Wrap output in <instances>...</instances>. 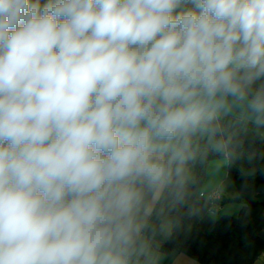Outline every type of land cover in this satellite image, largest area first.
<instances>
[{
  "label": "clouds",
  "instance_id": "9594fccd",
  "mask_svg": "<svg viewBox=\"0 0 264 264\" xmlns=\"http://www.w3.org/2000/svg\"><path fill=\"white\" fill-rule=\"evenodd\" d=\"M229 98L264 124V0H0V264H134Z\"/></svg>",
  "mask_w": 264,
  "mask_h": 264
},
{
  "label": "trees",
  "instance_id": "16d2710c",
  "mask_svg": "<svg viewBox=\"0 0 264 264\" xmlns=\"http://www.w3.org/2000/svg\"><path fill=\"white\" fill-rule=\"evenodd\" d=\"M192 152L179 184L200 187L207 163L226 157L227 175L239 195L212 202L219 206L236 201L240 208L235 216L221 215L202 232L189 217L193 203L187 204L179 211L177 221L159 249L166 254H183L199 264L251 263L264 249V241L258 235L264 229V202L260 200L264 195V124L218 115L209 131L193 138ZM247 191L255 192L257 199L243 200ZM177 209L178 205L172 207V211ZM153 218L154 213L143 226V236L155 233L151 228Z\"/></svg>",
  "mask_w": 264,
  "mask_h": 264
},
{
  "label": "crops",
  "instance_id": "0c3cea01",
  "mask_svg": "<svg viewBox=\"0 0 264 264\" xmlns=\"http://www.w3.org/2000/svg\"><path fill=\"white\" fill-rule=\"evenodd\" d=\"M259 84L260 82H257L256 86H259ZM219 115L253 122L246 105L233 102L231 98H229L228 105L221 110ZM191 173L189 171V174ZM212 192L217 193L218 198L216 201L231 200L239 195L235 184L227 175L226 157L214 159L207 163L204 180L198 188L188 185L182 186L174 181L173 184L159 191L148 192L141 211V219L144 226L149 216L154 213L151 228L155 233L150 236H143L141 232L139 243L144 246L145 254L134 258V260L142 261L144 264H179L178 260L180 258L178 257L183 254L177 252L166 254L159 248L177 221L179 211L189 203H193V208L189 214L190 220L202 232H206L221 215L235 216L237 214L240 208L238 202L227 201L219 206L214 205L208 199V195ZM254 199H257V196L253 191H247L243 195V200ZM260 200L264 202V195L260 197ZM174 205H178L177 211H172ZM258 235L264 241V229ZM249 264H264V249Z\"/></svg>",
  "mask_w": 264,
  "mask_h": 264
},
{
  "label": "rangeland",
  "instance_id": "374dc122",
  "mask_svg": "<svg viewBox=\"0 0 264 264\" xmlns=\"http://www.w3.org/2000/svg\"><path fill=\"white\" fill-rule=\"evenodd\" d=\"M180 258L178 261L179 264H199L197 261L185 256V255H179ZM184 260V261H181Z\"/></svg>",
  "mask_w": 264,
  "mask_h": 264
},
{
  "label": "built area",
  "instance_id": "2783aa9c",
  "mask_svg": "<svg viewBox=\"0 0 264 264\" xmlns=\"http://www.w3.org/2000/svg\"><path fill=\"white\" fill-rule=\"evenodd\" d=\"M217 193L212 192L208 195V199L212 202L215 201L217 199ZM134 264H144L142 261L139 260H134Z\"/></svg>",
  "mask_w": 264,
  "mask_h": 264
}]
</instances>
